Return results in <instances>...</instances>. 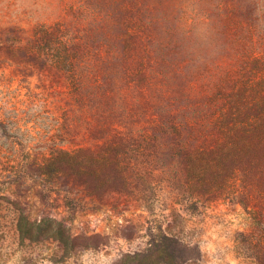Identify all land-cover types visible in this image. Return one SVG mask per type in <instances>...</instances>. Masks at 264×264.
Instances as JSON below:
<instances>
[{"label":"rangeland","instance_id":"1","mask_svg":"<svg viewBox=\"0 0 264 264\" xmlns=\"http://www.w3.org/2000/svg\"><path fill=\"white\" fill-rule=\"evenodd\" d=\"M55 24L71 73L31 45ZM160 235L264 264V0H0V264Z\"/></svg>","mask_w":264,"mask_h":264},{"label":"trees","instance_id":"2","mask_svg":"<svg viewBox=\"0 0 264 264\" xmlns=\"http://www.w3.org/2000/svg\"><path fill=\"white\" fill-rule=\"evenodd\" d=\"M32 48L42 54L57 69L67 73L73 71L74 56L68 35L59 25L38 26L33 30ZM199 160H204L203 154H198ZM48 160H51L48 158ZM208 161V160H207ZM208 162H212L209 160ZM153 250L147 253L133 254L127 256L129 264H185L187 261L195 259L197 252L195 248H190L177 239L160 235L157 243H151ZM155 255V256H154Z\"/></svg>","mask_w":264,"mask_h":264}]
</instances>
